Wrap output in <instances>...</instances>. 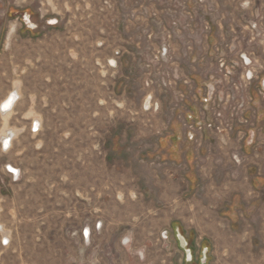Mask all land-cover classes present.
<instances>
[{
  "label": "rangeland",
  "instance_id": "1",
  "mask_svg": "<svg viewBox=\"0 0 264 264\" xmlns=\"http://www.w3.org/2000/svg\"><path fill=\"white\" fill-rule=\"evenodd\" d=\"M14 88L0 264H264V0H0Z\"/></svg>",
  "mask_w": 264,
  "mask_h": 264
},
{
  "label": "bare ground",
  "instance_id": "2",
  "mask_svg": "<svg viewBox=\"0 0 264 264\" xmlns=\"http://www.w3.org/2000/svg\"><path fill=\"white\" fill-rule=\"evenodd\" d=\"M112 62H113V60H111ZM10 96V99L8 100V101H6V99L8 98ZM19 98H20V93H19V91L17 90V88H14L13 90H11V91H9L8 93H7V95L3 98V100L0 102V113L2 114V116L4 117V118H6L10 113H12L13 111H12V109H13V107L15 106V104L17 103V101L19 100ZM146 104H147V102H146ZM12 111V112H11ZM28 112V111H27ZM32 113V111H29L28 113H27V115H26V119H29V115ZM32 115V114H31ZM35 122L33 123V125L32 126H34V127H36V128H38L37 126H38V123H39V118L38 117H35ZM6 122L3 124V126L4 127H6ZM15 131H13V130H4V133L1 135V137H0V147L2 148V149H9L10 148V145H11V140L13 139L12 137L15 135ZM7 165H9L7 168V170H9L10 171V173H11V176H13V177H17L18 175H20L21 176V174L19 173V170L15 167V166H13V165H11V164H6L5 165V168H6V166ZM1 226H3L1 223H0V231L3 233H7V231H5L4 229H2V227ZM3 233V234H4ZM8 235V234H7ZM2 239H3V243L4 244H8V242H9V237L8 236H5V237H2ZM191 257L190 256V250H188V252H186V257Z\"/></svg>",
  "mask_w": 264,
  "mask_h": 264
},
{
  "label": "crops",
  "instance_id": "3",
  "mask_svg": "<svg viewBox=\"0 0 264 264\" xmlns=\"http://www.w3.org/2000/svg\"><path fill=\"white\" fill-rule=\"evenodd\" d=\"M235 185L237 186L238 183H235L234 186H235ZM237 189H238V188H235L233 191H230V192L228 193V195H227V196H228V200L231 199V198H233V197L237 198V196H239V198L241 197V199H248V198H247V194H246L245 192L237 191ZM225 194H227V193H225ZM238 194H239V195H238ZM238 209L241 210L240 208H234L235 213H236V211H237V213L240 212ZM5 231H7V233H8V230H5ZM3 233H4V232H3ZM3 233H2V234H3ZM87 233H88V232L85 231V232H84V235L87 236ZM4 234H5V233H4ZM4 234H3V235H4ZM128 239H129L128 237H126V238L124 239V242H125L126 244H128V242H129ZM190 255H191V253H190Z\"/></svg>",
  "mask_w": 264,
  "mask_h": 264
},
{
  "label": "water",
  "instance_id": "4",
  "mask_svg": "<svg viewBox=\"0 0 264 264\" xmlns=\"http://www.w3.org/2000/svg\"><path fill=\"white\" fill-rule=\"evenodd\" d=\"M9 99H10V96L6 99V101H8ZM8 166H9V165H8ZM8 166H7V167H8ZM178 237H179L180 244H183V245H184V242H185V241H184V239L180 236V234H179ZM186 252H188V250H186ZM187 259H190V257L187 256Z\"/></svg>",
  "mask_w": 264,
  "mask_h": 264
},
{
  "label": "flooded vegetation",
  "instance_id": "5",
  "mask_svg": "<svg viewBox=\"0 0 264 264\" xmlns=\"http://www.w3.org/2000/svg\"><path fill=\"white\" fill-rule=\"evenodd\" d=\"M22 16H23V14H22ZM24 17V16H23ZM26 19H28L27 17H26ZM52 22V21H51ZM28 23L29 24H31V22L28 20ZM13 30V29H12ZM247 76H248V78L250 79V78H252V72L251 71H249L248 73H247Z\"/></svg>",
  "mask_w": 264,
  "mask_h": 264
},
{
  "label": "built area",
  "instance_id": "6",
  "mask_svg": "<svg viewBox=\"0 0 264 264\" xmlns=\"http://www.w3.org/2000/svg\"><path fill=\"white\" fill-rule=\"evenodd\" d=\"M30 130H31V132H37V131H38V128L32 126V127L30 128Z\"/></svg>",
  "mask_w": 264,
  "mask_h": 264
}]
</instances>
